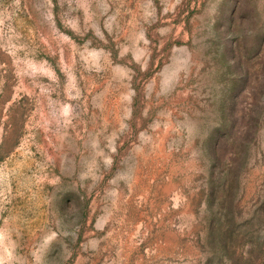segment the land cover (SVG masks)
Wrapping results in <instances>:
<instances>
[{
    "label": "rangeland",
    "instance_id": "1",
    "mask_svg": "<svg viewBox=\"0 0 264 264\" xmlns=\"http://www.w3.org/2000/svg\"><path fill=\"white\" fill-rule=\"evenodd\" d=\"M0 264H264V0H0Z\"/></svg>",
    "mask_w": 264,
    "mask_h": 264
}]
</instances>
